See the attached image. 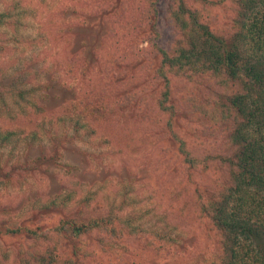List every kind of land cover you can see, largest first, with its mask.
Masks as SVG:
<instances>
[{
	"label": "trees",
	"instance_id": "obj_1",
	"mask_svg": "<svg viewBox=\"0 0 264 264\" xmlns=\"http://www.w3.org/2000/svg\"><path fill=\"white\" fill-rule=\"evenodd\" d=\"M111 1L105 2L111 6L110 11L99 9L107 14L97 10L90 15V20L96 17L105 22L120 3V0ZM133 1L126 11L125 6H120L116 13L120 16L112 24L111 32L100 33L97 41L89 46L82 42L81 51L87 49V55L81 60L78 54L66 55L56 62L54 69H49L51 77L46 81L54 85L57 95L47 93L40 102L46 109L61 103L53 115L61 122L68 121L79 138L97 134L86 125L87 121L97 122L102 127L97 131L105 133L98 139L100 147L114 144L124 147V136L132 141L136 137L139 145L150 144L164 156V152L169 153L168 147L176 150L173 146L176 143V157L179 161L182 158V165L176 171L188 172V177L187 183L181 182L178 199L173 201L182 216L191 212L201 226L209 225V228L205 226L207 237L213 238L210 243L206 240L203 248L195 246L193 253L182 257L188 253L190 245L185 234L168 227L169 223L154 226L144 222L142 216H123L125 208L135 205L125 195L129 192H122L119 202L116 203L115 198L106 208L99 204L94 206L98 213L90 211V203L93 198L97 200V196L86 195L78 203L87 211L82 214L83 219L62 220L59 230L66 240L60 243L59 249L51 251L52 256L47 250L30 253L28 259L17 256V264H264V0H228L229 5L222 14L225 26L218 32L212 31L208 17L188 8L183 0ZM226 1L218 0V3ZM11 3L12 6L0 11V28L8 22L12 27L22 25L21 18L29 13L19 0H11ZM161 8L167 11L165 16ZM161 17L170 30L168 45L161 42L164 37L158 29ZM145 21L146 31L141 29ZM99 26L105 29V23ZM141 36L145 37L141 39ZM8 41L22 42L11 36L9 40L1 38L0 45ZM54 41L47 39L48 44ZM144 41L147 45L139 48ZM123 43L125 51H122ZM109 48L112 50L110 60L105 56ZM123 58L131 61V65L124 62L119 78L109 75L110 68L106 69L105 65L110 67ZM157 58L158 66L147 80L140 82L143 85L155 82L158 93L150 100L152 95L139 86L140 78L136 77L135 69L140 71L142 65ZM116 65L119 68V64ZM79 72L85 86L76 92L70 79ZM193 76H211L217 81L216 86H211V97L199 100V110L188 95H183L179 102L173 100L174 84L182 80L193 82ZM5 86L13 84L8 82ZM215 88L223 90L217 95ZM25 95L21 89L10 103L0 92V112L14 121L24 116V110L16 115L14 108L28 103ZM150 103L157 107V113L156 119L150 115V120L154 121L147 128L144 123L148 120ZM184 121L201 125L194 128L196 138L206 139L210 130L215 133L211 128L215 125L220 152L214 149L202 154L191 152L186 140L175 132ZM154 125L159 128L154 129ZM82 127L86 128L83 134ZM18 137L13 129H0L1 145L20 142ZM211 162L225 169L221 182L220 179L213 184L197 182L203 171L199 166H209ZM28 166L24 161L23 165L14 164L11 170L27 173ZM1 167L0 164V172L4 169ZM5 177L6 174H0V181ZM189 185H194L193 190ZM173 226L177 228L176 224ZM3 233L13 235L15 230L6 228ZM129 243L148 252L156 261L144 256L140 261L133 259L134 254L127 249ZM67 248L70 250H65Z\"/></svg>",
	"mask_w": 264,
	"mask_h": 264
},
{
	"label": "rangeland",
	"instance_id": "obj_2",
	"mask_svg": "<svg viewBox=\"0 0 264 264\" xmlns=\"http://www.w3.org/2000/svg\"><path fill=\"white\" fill-rule=\"evenodd\" d=\"M106 1L19 0L29 11L25 18H21L22 25L12 27L8 22L0 28V40L1 38L9 40L13 36L22 41L19 44L9 41L5 44V41L0 45V92L4 94L3 99L13 103L15 94L23 89L28 100L27 104H21L22 108L15 106L16 115L23 110L26 112L24 116L17 117L16 121L10 120L7 114L0 112V129H13L20 139V142L0 144V164L1 168H4L0 174H6L3 182L0 181V264H17L18 257L28 259L30 253H42L46 250L52 256L51 251L58 250L60 243L66 240L59 230L63 225L62 220L68 222L80 220L83 219L82 214L85 215L87 212L84 211L82 204H78L86 195H91V198L97 196V200L93 198L90 203V211H95L94 206L97 204L106 208L108 202L115 198L118 203L122 192H129L125 195L129 202L135 205H131L128 209L124 207L123 216L129 214L133 217L142 216L144 222L154 226L169 223L168 227L185 234L190 245H188V253H184L182 257L193 253L195 246L203 248L207 243L206 240L210 243L213 238L207 237L208 231L205 226L209 228V225L201 226L191 212L182 216L173 201L174 198L178 199L181 182L187 183L188 177V172L176 171L182 165V158L180 157L179 161L176 157L175 151L178 149L176 143L173 145L176 150L168 147L169 153L164 152V156L162 151L158 152L153 146L150 147V144L146 147L139 145L136 137L132 141L131 138L124 136L122 139L124 147L118 144L100 147L97 144L98 139L105 133L97 131L102 128L97 122H86V125L94 129L97 134L95 133L91 138L83 135L79 138L68 121L61 122L53 115L61 103L52 104L46 109L40 102L47 93L57 95L54 85L46 81L51 77L49 69L51 67L54 69L58 65L56 62L59 63L66 55L78 54V60H81L87 55V49L81 51L82 42L89 46L97 41V35L100 33L106 35L111 32L112 24L117 22V16H120L116 14L120 6H125L124 11H126L134 2L120 0L116 11L110 13L112 15L107 16L105 22L96 17L90 20V15L92 16L97 10L100 11L99 9L110 11L111 6L105 5ZM183 1L191 10H199L204 18L208 17L212 31L218 32L225 26V18L222 14L225 13V6L229 5L228 0L223 3H218V0ZM162 4L161 1V6ZM9 5H13L11 0H0V11ZM165 13L167 11L162 9V16H165ZM100 23H105V29H100ZM146 26L147 21L141 29L146 31ZM158 29L161 36L164 35L161 37V42L166 43L170 30L165 25L163 17L160 18ZM144 37L141 36V39ZM47 39L55 41L48 44ZM170 43L171 41H168L166 44ZM124 45L126 44H122V51L126 50ZM146 45L147 42L144 41L138 46L144 48ZM111 52L110 48L105 52L109 60ZM124 62L129 66L132 63L123 58L112 63L110 67L105 65L106 69L110 68L108 74L118 77L122 73L120 68L124 67ZM116 63L119 64V68ZM158 64L157 58L151 63L142 65L140 71L135 69L136 77L140 78L139 86L146 88L152 95L149 97L150 100H153L158 93L154 81L148 85L140 82L147 80ZM130 72L133 73L134 70ZM80 74L81 72L76 73L75 77L70 79L76 92L85 86L82 85ZM191 79H194L193 82L182 80L174 84L173 100L179 102L183 95H188L192 104L198 106L199 110V100L202 97H211L210 93L213 90L211 86H216L217 81L211 76L200 78L193 76ZM8 82H12L13 86H5ZM221 90L223 89L215 88L216 94H220ZM8 91L11 92L6 94ZM58 93L61 97L60 92ZM0 106L2 107L1 103ZM156 109L157 107L150 103L148 120L146 124L144 123L147 128H150L156 119ZM150 115L154 119L150 120ZM189 123L184 121L175 132L186 140L187 148L191 152L202 154L212 149L214 152H220L215 136L217 133L215 125H211L215 133L210 130L208 137L204 139L196 138L193 133L194 128H201V125L199 126L198 122L190 125ZM161 125L162 122L159 126ZM153 128L159 127L154 125ZM80 130L81 134L86 132V128L82 127ZM34 133H37V136H34ZM163 146L165 147L166 143H163ZM39 159L42 160L37 163ZM16 161L19 165H23L24 161L28 162L29 171L14 173L11 168L14 164H18ZM219 165L222 166L211 162L209 166H199L203 171L197 179L196 176L193 178L197 182L204 181L206 184H213L219 179L221 182L225 169L218 167ZM188 187L193 190L191 188H194V185ZM94 192H97V195ZM62 202L66 204L61 205ZM175 224L177 228L173 226ZM6 228L15 230V233L13 235L3 233ZM127 249L134 254L135 260L140 261L142 256L154 260L148 252L142 251L136 245L131 246L129 243Z\"/></svg>",
	"mask_w": 264,
	"mask_h": 264
}]
</instances>
